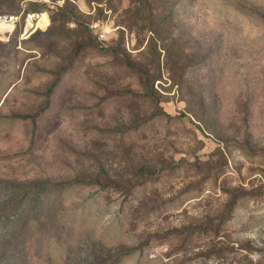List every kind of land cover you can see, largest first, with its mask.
I'll list each match as a JSON object with an SVG mask.
<instances>
[{
  "label": "rangeland",
  "instance_id": "obj_1",
  "mask_svg": "<svg viewBox=\"0 0 264 264\" xmlns=\"http://www.w3.org/2000/svg\"><path fill=\"white\" fill-rule=\"evenodd\" d=\"M21 9L0 264H264V0H0Z\"/></svg>",
  "mask_w": 264,
  "mask_h": 264
},
{
  "label": "built area",
  "instance_id": "obj_2",
  "mask_svg": "<svg viewBox=\"0 0 264 264\" xmlns=\"http://www.w3.org/2000/svg\"><path fill=\"white\" fill-rule=\"evenodd\" d=\"M39 17L40 13L37 11L26 9H21L19 12H0V27L15 30L21 41L28 38L37 28Z\"/></svg>",
  "mask_w": 264,
  "mask_h": 264
},
{
  "label": "trees",
  "instance_id": "obj_3",
  "mask_svg": "<svg viewBox=\"0 0 264 264\" xmlns=\"http://www.w3.org/2000/svg\"><path fill=\"white\" fill-rule=\"evenodd\" d=\"M0 12H11V11H0ZM219 227H220V226L216 225V227H215V229H214L215 234L219 233V229H218ZM189 228H190V231H191V232L194 231V233H196L198 230L201 229V225H192V226H190Z\"/></svg>",
  "mask_w": 264,
  "mask_h": 264
}]
</instances>
